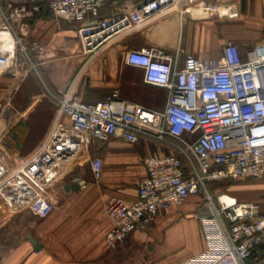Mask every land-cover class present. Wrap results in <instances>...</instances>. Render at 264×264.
Returning <instances> with one entry per match:
<instances>
[{
  "label": "built area",
  "instance_id": "1",
  "mask_svg": "<svg viewBox=\"0 0 264 264\" xmlns=\"http://www.w3.org/2000/svg\"><path fill=\"white\" fill-rule=\"evenodd\" d=\"M121 0H0V76L21 82L31 71L26 64L25 38L30 21L49 12L77 24L84 54L92 56L103 44L137 26L125 13L101 17V8ZM148 18L172 13L191 15L205 8L192 0H144ZM31 51L39 53L33 42ZM124 63L142 72L147 85L164 88L162 110L121 99L117 91L102 101H82L72 88L57 98L54 119L43 141L24 158L0 159V196L6 187L27 179L33 191L29 208L40 214L46 190L66 166L57 137L63 120L76 135L71 155L87 138L105 142L120 137L135 144L145 135L167 141L174 153L143 158L146 174L137 183L136 198L126 202L112 196L105 211L111 223L105 247L114 249L138 227L148 226L160 210L180 206L199 195L193 215L201 221L208 249L182 264H264V213L260 204L240 202L226 193L212 194L208 185L219 181L264 178V37L241 55L227 42L216 58L185 55L177 59L161 49L128 50ZM31 69L35 64L30 63ZM93 178L101 162L91 163Z\"/></svg>",
  "mask_w": 264,
  "mask_h": 264
},
{
  "label": "crops",
  "instance_id": "2",
  "mask_svg": "<svg viewBox=\"0 0 264 264\" xmlns=\"http://www.w3.org/2000/svg\"><path fill=\"white\" fill-rule=\"evenodd\" d=\"M192 1L205 2V8L191 15L149 18L144 0L105 4L101 17L125 13L135 24L145 22L103 44L92 56L84 54L76 30L67 25L76 29L77 24L49 12L33 18L29 39L42 47L35 69L21 82L9 74L0 76V159L8 163L24 158L38 147L54 119L57 98L70 88L88 103L117 91L125 101L162 110L166 90L145 84L141 70L124 63L128 50L161 49L180 64L185 55L216 58L227 42L235 43L244 56L264 37V0ZM19 119L26 122L27 130L19 148L10 154L2 147V138ZM57 140L66 166L48 186L40 214L29 208L35 187L25 178L6 187L0 196V264H115L109 258L119 245L109 249L104 243L111 226L105 211L108 199L133 201L137 183L146 174L143 158L175 150L167 141L145 135L135 144L117 136L105 142L87 138L71 155L68 146L75 143L76 135L68 120H63ZM95 159L101 162L98 180L91 169ZM75 178L81 183L71 189ZM236 181L208 186L212 194H218L224 193L219 186L226 185V194L240 202L258 203L264 213V178ZM254 184L260 188L252 189ZM200 202L199 195H192L180 206L160 210L150 225L138 227L123 242H146V264H182L209 247L201 221L193 215ZM32 241L41 247L35 250Z\"/></svg>",
  "mask_w": 264,
  "mask_h": 264
},
{
  "label": "rangeland",
  "instance_id": "3",
  "mask_svg": "<svg viewBox=\"0 0 264 264\" xmlns=\"http://www.w3.org/2000/svg\"><path fill=\"white\" fill-rule=\"evenodd\" d=\"M30 25L31 24H29V26H28L29 28H30ZM67 25H70V29L76 30L73 25H71V24H67ZM29 28H28V30H29ZM33 42H35V41L29 39V32H28V34L25 38V45H26V48L28 49L26 57H25V61H26V64L30 70H33V69H31L30 63L35 64L36 60H37V57H36L37 52L30 50V46L32 45ZM36 43H38V42H36ZM7 94H9V93H7ZM219 188H221L222 192H224V193L227 190L226 185H220ZM251 188L252 189H258V188H260V185L254 184V185H251ZM208 189L210 191V186H208ZM133 243H132V241L130 242L128 240L127 242H123L122 244H120L117 248L115 247L116 249L111 251V253H114V255H110L109 261L113 260V258H114V262H116L115 264H146L147 261H146V263L143 261V254H146V252H147L146 242L142 243L141 241H138L137 242L138 244H136V245H134ZM111 262H113V261H111Z\"/></svg>",
  "mask_w": 264,
  "mask_h": 264
},
{
  "label": "trees",
  "instance_id": "4",
  "mask_svg": "<svg viewBox=\"0 0 264 264\" xmlns=\"http://www.w3.org/2000/svg\"><path fill=\"white\" fill-rule=\"evenodd\" d=\"M27 130V124L24 120H17L2 138V147L10 154L14 153L20 146Z\"/></svg>",
  "mask_w": 264,
  "mask_h": 264
},
{
  "label": "water",
  "instance_id": "5",
  "mask_svg": "<svg viewBox=\"0 0 264 264\" xmlns=\"http://www.w3.org/2000/svg\"><path fill=\"white\" fill-rule=\"evenodd\" d=\"M81 183L80 180H78L77 178L74 179L73 184H71V186H69L71 189H76L79 187V184ZM33 245H34V249L38 250L41 246L39 244H37L36 242L32 241Z\"/></svg>",
  "mask_w": 264,
  "mask_h": 264
}]
</instances>
